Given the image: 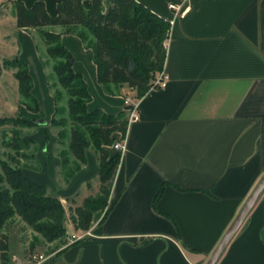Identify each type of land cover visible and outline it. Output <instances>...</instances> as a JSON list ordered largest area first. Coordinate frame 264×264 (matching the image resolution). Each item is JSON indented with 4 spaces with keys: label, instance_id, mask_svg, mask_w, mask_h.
I'll list each match as a JSON object with an SVG mask.
<instances>
[{
    "label": "crops",
    "instance_id": "1",
    "mask_svg": "<svg viewBox=\"0 0 264 264\" xmlns=\"http://www.w3.org/2000/svg\"><path fill=\"white\" fill-rule=\"evenodd\" d=\"M9 1L0 0L8 12L0 13V39L5 26L15 30L17 56L34 70L31 93L40 104L38 114H20L29 120L43 116L47 125L54 99L35 43L16 28ZM15 1L30 8L38 0ZM40 1L49 15L56 14L60 0ZM137 1L170 24L161 72L166 87L141 97L127 84L106 90L97 82L92 50L60 27L47 29L61 34L73 55L72 69L91 97L87 111H125L128 117L133 109L138 120L128 122L104 217L90 236L40 264H207L263 177L264 0H179L178 16L167 0ZM29 138L38 146V169L27 168L26 177L65 200L83 196L91 184L98 193L93 150L60 182L64 171L55 138L47 141L41 130ZM243 220L214 264H264V189Z\"/></svg>",
    "mask_w": 264,
    "mask_h": 264
},
{
    "label": "trees",
    "instance_id": "2",
    "mask_svg": "<svg viewBox=\"0 0 264 264\" xmlns=\"http://www.w3.org/2000/svg\"><path fill=\"white\" fill-rule=\"evenodd\" d=\"M85 0H60L56 4L55 15L47 13L43 1L27 8L22 1L10 0L12 15L15 17L17 29L39 31L46 45V56L57 59L52 70L58 83L66 89L68 95L67 110L72 126L85 127L89 130L93 142L89 144L98 156V193L94 198H87L82 211L78 213L81 221H91V215L98 213L107 206L109 194L113 187L120 154L112 155L105 149L111 147L118 133L123 139L128 127L127 113L106 115L100 110L88 112L87 103L91 97L82 75L72 69L73 55L64 48L60 41L61 34L45 31L50 27H60L64 34H73L80 39L86 48L92 50L97 69V82L106 90L110 86L127 84L136 90L137 96H144L153 84L155 75L164 69L165 41L170 24L148 10L137 0H92L89 7L84 6ZM177 4L179 0H167ZM38 48V47H37ZM5 68L15 71L14 77L19 86V95L23 104L31 113L38 114L39 104L31 93L33 85L28 66L25 61L15 58L4 64ZM54 114L51 118L52 127L59 125L56 116L58 94L54 93ZM12 124L21 127L45 126L41 120L37 124L23 119H3L0 124ZM62 135V133L60 134ZM47 136H45L46 138ZM22 143H32L31 139H21ZM86 146L75 127L69 133V154L75 159L74 167L66 180L70 179L86 162ZM61 157V168L67 171V164ZM0 171L4 173L6 182L12 193L0 190V257L4 264L9 263L5 256L7 251L6 237L1 232L3 223L14 214L35 227L49 241L58 239L64 233L63 214L57 198L45 196L46 187L34 183L18 169H10L0 160ZM0 176V182L2 181ZM43 219L47 223L36 225ZM36 225V226H34Z\"/></svg>",
    "mask_w": 264,
    "mask_h": 264
},
{
    "label": "rangeland",
    "instance_id": "3",
    "mask_svg": "<svg viewBox=\"0 0 264 264\" xmlns=\"http://www.w3.org/2000/svg\"><path fill=\"white\" fill-rule=\"evenodd\" d=\"M5 8L7 7L4 6L1 8L0 6V13L5 11L6 14L7 11L4 10ZM5 27V30L7 32L9 31L11 36H8L7 38L6 31H2L4 34L2 39H0V121L8 118L17 119L20 117L27 119L28 117L20 114L21 111H28L29 113L31 112L28 110L26 105L23 104L24 100H22L21 96L19 95V86L14 77L15 71L11 68H5L4 66L5 62L19 58L17 56L18 51L17 43L15 41V30H12L11 32V29H8L7 26ZM5 27L2 26V29ZM45 31L48 30L45 29ZM28 33L30 34L32 41L35 43L36 53L40 58L42 69L45 71L46 83L49 87L52 99L54 93H57L60 98L57 103L59 112L56 116V120L59 125L52 127L50 122H47V125L43 127L35 126L24 128L21 126H12V124L7 123H3L2 125L0 124V160L10 169H18L24 175L28 173L27 168L34 170L38 169L35 162L38 146H36V142L29 138V136H33L37 133V131L39 132L41 130L43 135L47 136L45 138L47 141H49L50 136L55 138L56 143L54 151L56 152V155L59 156L60 160L62 157L64 160L63 162L67 164V171L60 172V176L57 175L59 178L58 181L61 182L60 177L64 176V179H66L74 167V161L68 151L70 129L72 127L78 129L82 140L84 141L85 145H87L86 150H93L89 144L93 142L94 137H92L89 131L92 129L85 127L81 128L77 125L72 126V120L67 110V101L69 99L67 95L68 91L60 86L58 83V78L52 70L53 66L57 62V59L46 56V45L43 42L42 35L39 31H28ZM26 63L32 79V73L34 70H32L30 63ZM43 119V116H39V118L32 120L30 119V121L37 124L39 120L42 121ZM61 133L62 135H60ZM21 139H31L34 144L22 143ZM0 176L3 179L0 182V190L7 191L11 194L12 190L6 182L4 173L1 171ZM93 187L94 186L92 184L87 187L85 186V188L80 192L84 194L83 196H76L74 194L68 200L55 196L51 189L46 187L45 196L57 198L60 202L62 211L64 212V233L62 236L58 237V239L49 241L44 237V233H39L35 227L31 226V224H28L24 220V217L20 216L19 214H14L12 217L8 218L1 227V232L6 237L5 241L7 242V251L5 254L9 260V263L7 264H18L22 262L30 263L33 259H35V257L37 261H40V257L43 259V262L53 261L58 257V254L65 247L70 245L75 239H84L86 236H90L92 228L100 222L106 213L104 208L98 213L91 215V221L87 223V226H89L86 228V230L84 229L86 223L81 221L78 213L82 211L85 200L89 197L94 198L96 195ZM86 194L88 195L85 196ZM45 223H47V220L43 219L42 221L36 223V225H43ZM0 264H4L2 257H0Z\"/></svg>",
    "mask_w": 264,
    "mask_h": 264
},
{
    "label": "water",
    "instance_id": "4",
    "mask_svg": "<svg viewBox=\"0 0 264 264\" xmlns=\"http://www.w3.org/2000/svg\"><path fill=\"white\" fill-rule=\"evenodd\" d=\"M41 123L44 124V122H41ZM263 189H264V174H263V177L261 178V180L255 186L253 193L250 195V197L244 203L242 210L239 212V214L234 219L235 221L230 226L227 233L222 238V240L219 242V244L216 246L215 251L212 254V256H211V258L207 264H214L215 263V260L218 257V255L224 250L226 245L229 243V241L232 239V237L235 235L237 230L242 225V222L244 221L243 219L249 213V211L253 208L254 203L256 202V199L263 192Z\"/></svg>",
    "mask_w": 264,
    "mask_h": 264
},
{
    "label": "built area",
    "instance_id": "5",
    "mask_svg": "<svg viewBox=\"0 0 264 264\" xmlns=\"http://www.w3.org/2000/svg\"><path fill=\"white\" fill-rule=\"evenodd\" d=\"M101 1H106V0H101ZM168 8L175 13V16H178L180 9H178V7L175 4L168 3ZM180 14H183V12ZM153 81L154 82H153L151 88L164 89L166 87V80H165V77L163 76L162 73H158L157 77ZM137 120H138V117L135 114V110L132 109V111L128 115V122H136ZM112 148L115 152L122 153L125 149L124 139H119L118 141L114 142V144L112 145ZM39 260L40 261H37V259L35 257V259H33L30 263L22 262V263H18V264H40V263H43V259L41 257L39 258Z\"/></svg>",
    "mask_w": 264,
    "mask_h": 264
}]
</instances>
